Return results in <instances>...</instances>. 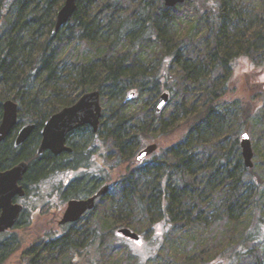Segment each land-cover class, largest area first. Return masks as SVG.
<instances>
[{
	"label": "trees",
	"instance_id": "1",
	"mask_svg": "<svg viewBox=\"0 0 264 264\" xmlns=\"http://www.w3.org/2000/svg\"><path fill=\"white\" fill-rule=\"evenodd\" d=\"M64 2L0 0V122L6 99L19 104V124L34 121L38 126L88 91L100 90L105 106L120 102L103 113L100 129L104 151L112 150L113 164L102 168L111 187L101 198L97 224L87 230L92 240L73 254L71 264L94 251L96 243L101 249L96 247L97 257L88 264L97 263L99 251L117 230L99 238L100 223L106 227L111 219L118 228L132 229L141 218L163 221L171 241L200 237L180 255L184 264H242L252 257L255 264H264L254 252L264 241V180L236 154L242 131L256 114L254 101L263 92L245 98L234 88L242 62L264 71V5L247 18L245 0H205L204 27L192 35V27L181 34L171 31L183 3L168 7L164 0H76L72 18L54 34ZM150 51L159 59L158 70L146 63ZM145 91L152 99L131 113L129 94L139 97ZM164 91L170 100L158 112ZM234 106L240 109L241 125L231 135ZM38 137L39 129L21 150L10 139L1 143L0 168L29 161L26 183L50 174L56 159L36 154ZM157 140L165 146L137 163L136 154ZM208 144L222 147V153L214 155ZM89 159L84 161L87 166ZM122 166L127 171L113 180L108 172ZM248 172L252 186L245 180ZM208 226L216 231L206 239L207 230L202 229ZM5 233L0 234V264L20 242L17 236L4 238ZM105 259L116 264L111 254ZM26 264L47 262L36 253Z\"/></svg>",
	"mask_w": 264,
	"mask_h": 264
},
{
	"label": "rangeland",
	"instance_id": "2",
	"mask_svg": "<svg viewBox=\"0 0 264 264\" xmlns=\"http://www.w3.org/2000/svg\"><path fill=\"white\" fill-rule=\"evenodd\" d=\"M204 1L205 0H190L186 3H183L178 10L177 23H175V26L171 28L172 33L181 34L187 28L192 27L191 34H198L200 29H203L205 18L207 17V13H205V7L203 6ZM245 4L246 16L247 18H250L256 13V10H259V8L264 5V0H245ZM203 44L205 43L203 42ZM155 50L159 53L161 52L159 48H155ZM148 55L146 63L151 64L150 67L153 69V71L158 70L160 62L159 59L153 56L156 55L155 52L150 51ZM256 60L258 63L260 61V57L256 58ZM245 63L246 62H242L241 67L237 71L240 74V79L238 78V81L234 83V88L236 89L235 94H239V96L241 95L245 98L255 96L254 94L258 93L260 90L263 92L262 96H258L254 101L257 111L250 121L249 129L246 130V128H244L242 133L248 132L251 138L252 148L254 151L253 170L260 176L261 179L264 180V71L255 67L250 68L248 65L246 66ZM247 68L249 69L247 73L242 74L241 72L243 70H247ZM235 86H237V88ZM151 99L152 98L148 95L147 91H145L136 99L132 98L130 101L126 100L129 102L128 110L131 113L139 111L142 109L143 105L149 103ZM119 103L120 102H116L114 104L111 103L110 105L105 106L103 105V102H101L103 108L102 112H106L107 114ZM231 112L232 114L229 117V123L230 127L232 128V131H230L232 135L233 131H235V129L237 127L239 128L241 125L239 120L240 109L238 106H234L233 111ZM25 122L26 121H24V123ZM86 139L88 138L86 137ZM10 140L13 139L11 138ZM77 140L83 142L84 137L81 138V136H79L77 137ZM152 142L159 141L157 140ZM208 145L212 147L211 150L214 155H220L223 151V148L220 146L214 147L211 144ZM161 146L162 144L160 143V147ZM163 146L165 145L163 144ZM229 146H231V143ZM104 152L106 155L102 159L103 165H101V167L98 169L103 168L104 163H106V166L113 164L112 158L109 157L112 153V150L107 149ZM236 154L237 158L242 156L241 146L240 151L236 152ZM241 160L244 164L243 156ZM63 161L64 160H59L58 164H62ZM125 170L126 167L122 166L118 169H113L111 172H108V175H111V178L115 180L127 171ZM80 172L76 171L71 173L66 170H60L59 172L48 174L39 180L38 184H36V189H29L26 202L28 207L33 210L34 215L32 217H34V220L28 225L16 224L15 227L6 231L3 236L4 238L12 239L13 236H17L20 242L16 246L14 253L8 257L4 264H26V260L30 259V257L32 258L36 253L40 254V260H45L47 264H71V261H73L72 259L74 258L73 254L76 252L78 253L79 249H83L88 240H92L93 236L87 231V229H91L92 227L89 226H93L95 222L97 224L96 219L97 216H100L99 211L101 210V207H99V205L101 204V200L98 203L96 212L93 214H88L85 217V221L81 222L74 230H46L47 228H45L48 225V222H52V220H49V216L52 215L53 218L54 216L57 217L61 210L64 209V206H66L65 201L63 205V203H60L61 198H53L52 196L50 197V193L56 185L58 186L60 184V180H66V177L69 178V176H72V178H74V175L81 177L88 176V173ZM89 176L91 177L92 174H89ZM245 178V180L248 181V183L252 186L250 180L251 173H246ZM261 203L262 205L260 210L264 215V188L260 198V204ZM98 207L100 210H98ZM30 215L31 214L29 211H26L22 217L23 221L27 220V217ZM105 225L106 227H103V223L98 225V228L101 227L104 229L97 230L99 238H102V234L110 233L112 229H117L119 227V225L114 223V221L111 219H108ZM56 226L57 224H55L53 227L56 228ZM132 230L141 234L143 239L137 242L133 239H127L117 230H112L114 235L107 239L106 247H103L104 250L102 249L103 251H99L100 256L97 258L96 264H109L105 259L107 254H111V259L115 260L116 264H184L180 259V255L185 254L186 250L190 249L193 242H195L194 239H200V237L197 235L191 234L186 237H182L181 240L171 241L172 233H169L167 225L160 220H155L153 223H151L148 219L141 218L134 224ZM202 230H207V233L204 236L206 239H209L210 237L212 238L211 234L213 233V230L216 231L214 226H208L206 229ZM64 235H68V238L65 239V241L62 240ZM48 237L53 238L56 242H50V238ZM92 247L94 248V251L96 250V247L97 249H101L98 248L97 243ZM94 251H90V253L87 254L83 253L84 258H80V261L75 259L74 262L76 264H88L90 263L89 261L92 262L95 260V257H97L96 252ZM176 252L178 253L177 257ZM254 252L258 254L257 256L264 259V241L262 244L254 247ZM78 256H80V253ZM255 261L256 260L252 257L248 258L246 261H242V264H255ZM194 264L216 263L199 260Z\"/></svg>",
	"mask_w": 264,
	"mask_h": 264
},
{
	"label": "water",
	"instance_id": "3",
	"mask_svg": "<svg viewBox=\"0 0 264 264\" xmlns=\"http://www.w3.org/2000/svg\"><path fill=\"white\" fill-rule=\"evenodd\" d=\"M190 0H164L168 7H175ZM76 11V0H65L63 6L57 13L53 33L56 34ZM135 92L129 94L127 100H131ZM170 93L164 91L159 94L156 110L160 112L169 102ZM101 92L92 90L82 94L72 105L66 106L53 113L46 120L41 134L42 140L37 153L43 155L50 150L55 155L71 152L72 148L66 145L67 135L82 126L89 125L96 132L99 130L102 120ZM19 123V104L13 99L3 102V115L0 122V144L8 139ZM36 127L35 122H28L20 126L14 138V146L18 148L23 145L32 135ZM160 148L158 142H152L143 147L136 155L137 163H142L151 157ZM241 148L244 163L247 168L254 167V151L248 132L241 135ZM30 168L27 160H21L7 169L0 168V234L16 226L23 211V205L14 202L17 196L26 194L22 181ZM110 184H104L98 192L85 199H71L61 220L62 224L75 222L89 210L94 209L97 199L105 196L110 190ZM118 232L123 236L140 240L139 233L129 227H121Z\"/></svg>",
	"mask_w": 264,
	"mask_h": 264
},
{
	"label": "flooded vegetation",
	"instance_id": "4",
	"mask_svg": "<svg viewBox=\"0 0 264 264\" xmlns=\"http://www.w3.org/2000/svg\"><path fill=\"white\" fill-rule=\"evenodd\" d=\"M29 122H34V121H29ZM45 122H44V124H45ZM25 123H28V122H25ZM25 123H22V124L18 123V125H17L18 129L16 130V128H17L16 127L15 128L16 131L8 138V139H11V138L13 139L12 140L13 144H14V138H15L17 131L19 130L20 126L25 124ZM44 124L42 126H38V124L36 123V127L34 129V131L39 129V137L35 141V144H36L35 145V152L39 157H43L44 155H49L51 158H54V160L56 159L55 162L50 164L49 168L52 170L51 173L59 172L60 170H66V171H69L71 173L76 172V171L77 172L81 171L80 173H82V172L88 173L87 177L86 176L81 177V176H75L74 175V178H72V176L71 177L69 176V178L66 177L67 178L66 180L65 179L60 180V184L58 186L56 185L55 188L50 193V197L52 196L53 198L54 197L55 198H61L60 203H63V205H64V201H65L66 206H64V209L61 210L60 214L57 217L54 216V218H53L52 215L49 216V220H52V222H48V225L49 224L50 225L49 226L47 225L45 227V228H47L46 230H74L76 227H78V225L81 222L85 221V217L88 214H93L94 212H96L98 203L100 202L102 197L96 200L94 209L87 211L81 217V219H79L78 221H75V222H67L65 224H62L61 220H62L63 215L65 213V210L67 208L68 202L71 199H85V198L91 197V196L95 195L98 192V190L104 184L109 183V182L105 181L103 176H102V168L98 169L99 167H101V165H103L102 159H103V155H104V141H103L104 136L100 130L101 129V123H100L99 130L96 132L89 125H85V126L79 127L77 129L71 131L66 137V145L72 148L71 152H64V153H61L59 155H55L50 150H47L43 155H39L37 153V150L41 144V140H42L41 131H42ZM34 131H33V133H34ZM79 136H81V138L84 137L83 142L77 140V137H79ZM86 137L88 139H86ZM8 139H6V140H8ZM23 146H24V144L19 146L17 149L21 150L23 148ZM86 156H90V159H89L90 164L88 166L86 164H84ZM57 158H59V159L57 160ZM59 160H64V161L62 164L61 163L58 164ZM73 162H82V163L75 165V164H73ZM27 174H28V172L26 173V175H25V177L21 183V184H23V186L25 188L26 194L24 196H17L15 198L14 202L20 203L21 205H23V211H22L21 216H20L19 221H18L19 224H27L28 225L29 223H31V221L34 220V217H32L34 214H33V210L28 207V204L26 202V198L29 194V189L30 188L36 189V187H37L36 184H38L40 179L31 178L29 180V183H26ZM89 174H92V176L90 177ZM88 177H89V180L87 179ZM92 184H94V185L92 186ZM85 191H86V193H85ZM26 211H29V213L31 215L27 217V220L23 221L22 217L24 216V213H26ZM55 224H57L56 228L53 227ZM118 229L119 228H117V231H118ZM79 230H81V229H79ZM87 230H91V229H87ZM99 230H101V228ZM54 233H55V231H54ZM139 235L141 238L137 242H139L143 239L141 234H139ZM48 238H50V237H48ZM127 239H130V238H127ZM51 240H54V239L50 238V241ZM96 252H98V251H96Z\"/></svg>",
	"mask_w": 264,
	"mask_h": 264
}]
</instances>
